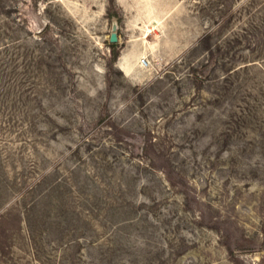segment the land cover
<instances>
[{
  "label": "rangeland",
  "instance_id": "1",
  "mask_svg": "<svg viewBox=\"0 0 264 264\" xmlns=\"http://www.w3.org/2000/svg\"><path fill=\"white\" fill-rule=\"evenodd\" d=\"M0 264H264V0H0Z\"/></svg>",
  "mask_w": 264,
  "mask_h": 264
},
{
  "label": "bare ground",
  "instance_id": "2",
  "mask_svg": "<svg viewBox=\"0 0 264 264\" xmlns=\"http://www.w3.org/2000/svg\"><path fill=\"white\" fill-rule=\"evenodd\" d=\"M155 46L152 45L151 50H154L155 49ZM147 47H146V49H147ZM136 65L137 64L135 63V59H133L132 55L130 53H127V51H125L124 54H123V56L121 57V60H120V66H121V68H123L129 74H134L135 75V74L143 73L144 68H143V70L141 69L138 72Z\"/></svg>",
  "mask_w": 264,
  "mask_h": 264
},
{
  "label": "water",
  "instance_id": "3",
  "mask_svg": "<svg viewBox=\"0 0 264 264\" xmlns=\"http://www.w3.org/2000/svg\"><path fill=\"white\" fill-rule=\"evenodd\" d=\"M114 31L113 33L111 34V42H117L119 39H118V35H117V24H114V27H113Z\"/></svg>",
  "mask_w": 264,
  "mask_h": 264
}]
</instances>
